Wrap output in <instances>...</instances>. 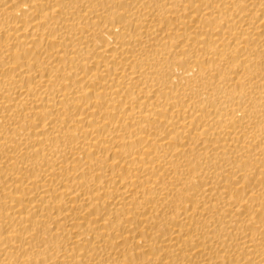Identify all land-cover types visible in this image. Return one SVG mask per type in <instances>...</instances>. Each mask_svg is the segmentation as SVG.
Masks as SVG:
<instances>
[{
  "label": "bare ground",
  "instance_id": "6f19581e",
  "mask_svg": "<svg viewBox=\"0 0 264 264\" xmlns=\"http://www.w3.org/2000/svg\"><path fill=\"white\" fill-rule=\"evenodd\" d=\"M0 264H264V0H0Z\"/></svg>",
  "mask_w": 264,
  "mask_h": 264
}]
</instances>
